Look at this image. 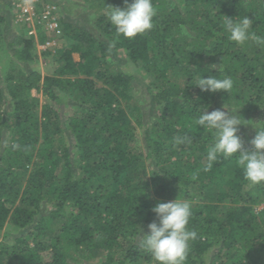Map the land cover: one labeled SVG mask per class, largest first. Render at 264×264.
I'll use <instances>...</instances> for the list:
<instances>
[{"label": "trees", "instance_id": "1", "mask_svg": "<svg viewBox=\"0 0 264 264\" xmlns=\"http://www.w3.org/2000/svg\"><path fill=\"white\" fill-rule=\"evenodd\" d=\"M76 1L95 13L93 26L62 8L61 32L47 39L64 43L39 52L54 55L44 71L30 66L34 35L8 43L0 231L16 235L0 241V264H156L141 241L156 220L151 209L175 198L191 201L189 227L198 233L184 264H264V209L255 210L264 183L250 185L235 157L205 171L214 131L195 125L206 108H240L242 116L264 108V45H237L223 27L225 17L247 16L250 31L264 36V0H152V29L131 39L107 19V6L124 0ZM212 74L231 77L233 89L194 85ZM254 135L242 139L246 149ZM176 136L192 143L174 146Z\"/></svg>", "mask_w": 264, "mask_h": 264}, {"label": "clouds", "instance_id": "2", "mask_svg": "<svg viewBox=\"0 0 264 264\" xmlns=\"http://www.w3.org/2000/svg\"><path fill=\"white\" fill-rule=\"evenodd\" d=\"M107 19L115 27L116 32L125 38L135 36L151 30L156 8L152 0H124L123 7L107 6ZM253 20L244 16L239 19L225 17L224 30L228 39L237 45H244L253 41L257 45H264V36L250 31ZM219 65H210L208 71H218ZM231 77L217 78L216 75L201 77L194 84L201 91L228 93L233 89ZM225 108V106H223ZM207 109V108H206ZM203 110L195 119V125L214 131L213 143L206 153L207 166L210 170L218 157H235L236 164L242 168L244 179L250 185L264 183V123H248L235 111L216 109L210 113ZM252 124L255 135L248 142L251 150L244 147L242 138L238 135L239 126ZM174 146L191 144L188 136L174 137ZM13 150L20 147L11 143ZM156 220L147 225L148 234L141 241V248L149 252L156 264H184L190 251L191 244L198 238V233L189 227L193 215L192 203L187 199L175 198L169 202H157L151 209ZM158 221V222H157Z\"/></svg>", "mask_w": 264, "mask_h": 264}, {"label": "rangeland", "instance_id": "3", "mask_svg": "<svg viewBox=\"0 0 264 264\" xmlns=\"http://www.w3.org/2000/svg\"><path fill=\"white\" fill-rule=\"evenodd\" d=\"M173 1V0H172ZM58 2V4L56 3ZM55 4L56 8H57V16L59 17L60 15V10H64L65 12H67L68 10H70L71 14H72V18L76 19L79 23L86 25L87 27H91L93 26L92 21H90L92 18H90V15L93 13L92 10L88 9L87 4L80 2V1H76V0H40L38 9H41L45 4ZM67 7V8H66ZM15 8L12 7L11 4V0H0V14L3 15H9L8 19H10L9 23H5V22H1L0 23V73L1 71H6V69L9 67L10 64V54L11 52H9V47H8V43L10 41L16 40L18 41L19 36L24 34L23 31H26L29 34V30L32 29L34 30V40L37 41L36 43V50L34 51V54H36V60H34L33 62L30 63L31 68L34 69H40V70H45L46 67L53 63V59H54V55H50V56H46V55H42L41 53L39 54V52L44 49L43 45L44 40L47 39V37L51 36L49 34V32H47L45 29H43L40 26V31H36L35 25H26L23 22H18L15 20ZM64 12V13H65ZM14 13V15H13ZM95 14V13H93ZM46 31V32H45ZM43 34V35H42ZM40 36L43 38L41 39ZM49 40V39H47ZM60 42L64 43V40L61 39H56L57 43ZM66 42V41H65ZM54 46V45H53ZM131 69V68H130ZM149 80V79H148ZM3 85V83H2ZM144 94L143 92L140 94V96ZM34 96H36V93L32 94ZM40 98V102L44 103L47 101V98L41 94H37ZM146 96V97H145ZM146 99V102L143 104L142 103V108L144 110V115H145V119H147V116H149L150 114V105L148 104V95L144 94L143 97H141V100ZM223 107V106H222ZM72 107H65L64 111L68 114L72 113ZM221 110L224 111H232L231 109L227 108V107H223ZM238 115H240L241 117H243L245 120H250L248 123H258V122H264V108L261 110H257L253 113H248L246 115H241L238 112ZM254 131V128L252 127V124H248V125H243V126H239V132L238 135L244 139L247 140L249 137H251L252 133ZM141 132V131H139ZM72 140V138H70ZM73 142V141H72ZM49 209V208H48ZM260 209H264V205L260 204V205H256L255 210L259 211ZM47 210V209H45ZM48 211V210H47ZM62 223V220L61 222ZM16 232L13 231V233L11 232L10 234H8L6 237H4V233L1 230L0 231V241L4 242V243H12L13 242V235ZM88 264V263H87Z\"/></svg>", "mask_w": 264, "mask_h": 264}, {"label": "built area", "instance_id": "4", "mask_svg": "<svg viewBox=\"0 0 264 264\" xmlns=\"http://www.w3.org/2000/svg\"><path fill=\"white\" fill-rule=\"evenodd\" d=\"M39 3L40 0H11L12 7L16 10L15 15L13 13L15 20L26 25H35L36 31L37 27L41 26L50 35H59L61 27L55 4H45L41 9H38ZM29 34L33 35L34 30L30 29ZM45 44L44 47L51 48L55 44V40L49 39L43 45Z\"/></svg>", "mask_w": 264, "mask_h": 264}]
</instances>
